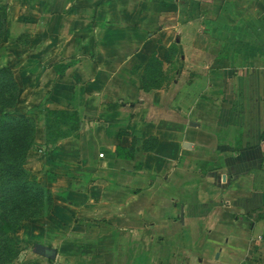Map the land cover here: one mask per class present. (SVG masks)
<instances>
[{"label": "crops", "instance_id": "1", "mask_svg": "<svg viewBox=\"0 0 264 264\" xmlns=\"http://www.w3.org/2000/svg\"><path fill=\"white\" fill-rule=\"evenodd\" d=\"M1 6L23 110L70 124L34 169L52 204L12 264H264V0Z\"/></svg>", "mask_w": 264, "mask_h": 264}, {"label": "trees", "instance_id": "2", "mask_svg": "<svg viewBox=\"0 0 264 264\" xmlns=\"http://www.w3.org/2000/svg\"><path fill=\"white\" fill-rule=\"evenodd\" d=\"M5 26L6 8L2 6L0 7V42L2 44L6 43L9 36ZM155 63H159V60L152 55L147 69ZM5 76H8V84L13 92L15 103L19 88L8 67L0 68V77L5 79ZM2 87L3 90L7 89L5 84ZM6 105L0 104L1 112L7 108ZM48 114H55V118L60 119V112L49 111ZM31 123L27 118H18L8 112L0 113V264H12L18 257L16 240L11 235L14 230L25 222L42 217L45 211L43 207L49 208L52 204L49 192L35 180H30L28 172L23 168L28 151L35 147L34 128ZM25 125H30L28 132L32 136L13 152V133L21 130ZM59 136L64 135L59 134ZM19 142L20 140L16 144L19 145Z\"/></svg>", "mask_w": 264, "mask_h": 264}, {"label": "rangeland", "instance_id": "3", "mask_svg": "<svg viewBox=\"0 0 264 264\" xmlns=\"http://www.w3.org/2000/svg\"><path fill=\"white\" fill-rule=\"evenodd\" d=\"M118 4L119 6H121V9H124L125 7H127L128 1L127 2L121 1ZM114 8L116 10V7L109 8L111 9V12H106V14L109 16L111 20L110 21L111 25L117 26L118 22L121 23L120 18H119L120 14L121 13L128 14V12H114L113 11ZM116 14L118 15V17L116 16ZM203 16H204V12H198V17L195 19L194 27L197 25L203 26V21H204ZM5 27L8 28L7 22H6ZM0 36H1V29H0ZM112 36H113L112 38L111 37L109 38L110 48L112 47L113 44L117 43L118 41L117 38H121L120 36L122 35L118 36L116 34V37H115L112 34ZM123 37H125V35L122 36V38ZM3 53H4V48L2 47V43L0 42V59ZM127 56L125 55L123 58ZM1 64L2 62L0 60V68H2ZM3 84L7 86V89L3 90V87H2ZM26 99H27V95L26 96L22 95L21 97L20 95H18V99L14 103L13 102V92L10 88V85L8 84V76H5V79H2L0 77V104L6 105L10 103L6 105L7 108L3 110L2 112H8L18 118H27L28 120L32 122L31 125H32V128H34L33 142H34L35 147L33 148V150L28 151L26 160L23 164V168L28 172L30 180H35L33 178L34 176L33 173L35 171L34 169L35 167L36 169H38L40 166L42 167L44 154L47 151L48 144L52 143L54 139H56L60 133L68 132V129L70 128V124H67L68 122H66V119L68 118L66 117V115L60 113L59 114L60 119H56L55 114H52V115L48 114L49 110L44 109L43 107H35L32 109H28L27 111L23 110L22 106L24 105ZM10 105H13V106H10ZM24 106H26V104ZM2 112L0 111V113ZM29 128H30V125L29 126L25 125L21 128V130H18L17 132L13 133V137H12V151L13 152L17 150L18 147H20L21 143L31 138L32 135L31 133L29 134L28 132ZM19 140H20L19 145H17L16 142H18ZM58 169L60 168H57V170ZM43 170H44V166L42 170L40 169L38 170L39 173L37 174L42 175ZM43 208L45 211L42 215L49 213L50 207L48 208L47 206H44ZM40 209H41V206H40ZM20 227H17L14 230V232L11 234L15 239H16V236H15L16 233L18 234V236L21 234V232L18 230ZM16 247H17V244H16ZM31 251H32V247H29L27 250V253H30ZM24 253L25 254H21L22 257L26 255V251Z\"/></svg>", "mask_w": 264, "mask_h": 264}, {"label": "water", "instance_id": "4", "mask_svg": "<svg viewBox=\"0 0 264 264\" xmlns=\"http://www.w3.org/2000/svg\"><path fill=\"white\" fill-rule=\"evenodd\" d=\"M196 125V124H191ZM182 219V216H181ZM33 253L37 256L43 257L47 260L53 261L56 257V250L41 244H34L33 246Z\"/></svg>", "mask_w": 264, "mask_h": 264}, {"label": "built area", "instance_id": "5", "mask_svg": "<svg viewBox=\"0 0 264 264\" xmlns=\"http://www.w3.org/2000/svg\"><path fill=\"white\" fill-rule=\"evenodd\" d=\"M100 157H102V154H100Z\"/></svg>", "mask_w": 264, "mask_h": 264}]
</instances>
